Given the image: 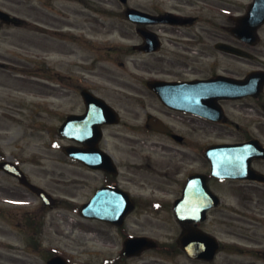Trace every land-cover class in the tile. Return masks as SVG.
Listing matches in <instances>:
<instances>
[{
  "label": "rangeland",
  "instance_id": "374dc122",
  "mask_svg": "<svg viewBox=\"0 0 264 264\" xmlns=\"http://www.w3.org/2000/svg\"><path fill=\"white\" fill-rule=\"evenodd\" d=\"M203 1L207 0H128V3L154 13L180 10L188 14L200 10L204 17H210L211 11L201 9L206 6ZM250 1L235 0V6L228 7L235 8L237 15L246 11L245 6ZM0 7L10 9L26 20L22 26H5L0 36V157L16 159L33 182L61 198L59 206L48 208L46 214H36L37 199L32 195L28 197L32 196L28 201L34 213L32 216L41 217L43 222L37 239L41 252L24 240L14 223L11 225L14 227L13 236H8V231L3 235L2 229L10 230L11 222L0 217V264H45L42 254L46 250L47 257L58 250L71 255L78 264L98 263L107 255L104 244L95 240L92 223L68 207L69 199L86 200L91 194L93 188L89 175L66 162L65 155L56 149L54 128L60 120L59 115L79 106L75 99L67 98L68 93L75 96L71 87L87 83L90 78L98 83L99 79L92 73L107 76L105 67L120 75L118 66L126 57L122 53L116 57L104 52L108 46H115L118 42L136 41L135 37L128 39L133 35L134 23L125 17V6L120 0H0ZM198 24L205 23L201 21ZM260 36L261 41L255 50L257 60L255 63L235 60V75H242L255 64L264 66V26L260 29ZM127 58L142 57L130 55ZM61 89H64L62 95L65 96L58 103ZM100 89L112 99L117 95ZM247 104L255 108H245ZM263 116L252 99L235 101V121L242 128L256 123L254 119L264 121ZM112 131L127 137L138 136L125 127ZM76 176L80 180L85 177L83 185L78 184ZM13 186L17 188L20 185L0 170L1 194L8 196L2 187L7 190ZM232 188V185L228 186L224 198L233 205ZM248 196L256 201L252 205L255 210L251 213L246 211L247 204L239 206L245 212L244 216H238L233 208L213 213L214 224H209L207 229L220 238L223 249L215 261L206 264H264V259L256 254L264 249V194L258 190L249 192ZM167 217L162 213L157 217L156 225L142 228L166 240L176 232V225ZM118 241L115 236L113 243ZM155 253L146 254L131 264H181L186 261L180 257L176 262L168 261Z\"/></svg>",
  "mask_w": 264,
  "mask_h": 264
},
{
  "label": "flooded vegetation",
  "instance_id": "af4514ba",
  "mask_svg": "<svg viewBox=\"0 0 264 264\" xmlns=\"http://www.w3.org/2000/svg\"><path fill=\"white\" fill-rule=\"evenodd\" d=\"M197 12L193 15L178 13L183 17L193 19L188 24H143L132 27L133 35L129 38L136 37L138 41L126 50L129 53L133 50L142 58L132 61L133 71H130L126 64L124 77L109 78L117 84L119 89L114 99L109 95L108 97L120 109L121 119L116 125L102 124L101 136L98 140L99 150L113 157L117 170L115 167L113 170L88 167L79 160L75 161L91 172L88 176L91 189L93 188L90 198L99 188L108 187L110 190L118 191L113 192L115 199L127 200L128 198L132 202V209L126 214L121 225L96 219L91 220L95 240L107 244L108 248L107 257L102 263L96 264H131L152 250L172 261H175L177 252L187 257L177 243L182 227L175 218L174 205L176 200L182 196L186 183L194 174L204 175L210 188L220 195L225 190L224 184L231 183L233 186L231 193L235 203L247 204L249 210L255 209L252 205L256 201L249 197L248 193H256L260 190L264 194V185L262 186L260 182L222 180L211 175V162L208 158L210 146L225 143L235 146L237 142H245L254 138L264 144V122L258 123L257 126L252 123L243 128L235 122V101L252 99L257 108L264 112V100L262 99L264 98V86L257 96L248 95L235 99V91L234 96L224 97L219 95L220 91L215 90L212 85L200 82V80L221 76L223 79L217 83L220 87L224 83V78L235 79V57L237 61L255 63L256 56L253 54L254 56L250 59L243 58L221 48V45L238 46L244 49L248 47L247 43L235 38L233 31L235 14L214 10L210 17H204L201 14L202 11L197 10ZM200 21L205 24L196 25ZM140 30L157 33L161 39V47L152 52L140 48L139 46L145 42ZM255 69L254 66L241 77ZM157 82L170 84V89L153 88ZM89 87L92 88V86ZM80 92L81 90L77 91V94L79 95ZM95 93L98 96H104L111 103L103 92L98 90ZM161 93L171 97L170 105L163 100ZM62 94V91L59 92V99L63 97ZM75 100L79 103L78 108L71 110L65 117L62 113L60 125L71 113L79 116L78 119L86 114L85 101L81 97L79 101V96H76ZM245 108L254 109L255 106L247 104ZM154 119L161 126L152 121ZM120 125L132 130L138 136L127 137L125 134L112 133L111 127ZM155 125L161 127L163 131L155 130L157 129ZM61 139L66 144L76 147L86 146L77 138L69 140L61 137ZM99 150L96 152H100L99 155L103 158ZM252 165L264 173V159H255ZM84 180L83 176L78 184L83 185ZM199 182L201 184V181ZM235 185L239 187L238 190H235ZM201 187L198 186L199 190ZM2 188L15 201H25L31 194V190L27 188L26 190L21 187L7 190L5 187ZM261 197L262 195L258 199L261 200ZM192 198L194 204L199 200L197 195ZM199 203H202V200ZM203 203H205L204 198ZM121 206L124 205L121 204ZM14 207L9 212L5 211L6 217L12 221L22 218L24 229L30 228L31 211L20 206ZM41 208L45 209V206ZM162 213L167 215L169 220L175 221L178 226L176 232L166 240L142 228L145 225H156L157 217ZM205 223L207 222L195 223V225L201 227ZM2 230L7 232L5 229ZM115 236L119 240L117 243H113ZM132 236L154 238L158 245L154 249L144 250L139 256L126 257L122 249L125 240ZM188 260L187 264H192L191 259L188 258ZM194 263L202 264L199 261H194Z\"/></svg>",
  "mask_w": 264,
  "mask_h": 264
},
{
  "label": "water",
  "instance_id": "95a60500",
  "mask_svg": "<svg viewBox=\"0 0 264 264\" xmlns=\"http://www.w3.org/2000/svg\"><path fill=\"white\" fill-rule=\"evenodd\" d=\"M125 1V0H123ZM127 15L130 19L135 20V21H142V22H156L158 20H164L167 19V16H163V17H156V16H152L150 14L147 13H143L139 10L136 9H128L127 10ZM264 22V0H255L254 3L251 4L250 6V10L249 13L244 16L241 17L239 19V24L237 27H235V34L239 35L247 40H250L252 42H254L255 40H253V37H256V29L258 28L259 25H261ZM235 53L236 54H246V52L240 50V49H236L235 48ZM252 78H250L251 80ZM264 80V77H263ZM251 87V86H249ZM237 89V86H235V90ZM21 176V175H20ZM230 176V175H228ZM34 189L39 192L43 198L45 200H47V203L52 204L53 200H51V198L49 197L48 194H46L45 192H43L41 189L34 187ZM83 213L85 215H89V206L86 205V207L83 209ZM190 233L193 234H189V235H185L182 237L181 242L183 244V246H185V248L187 250H189V243L190 242H195V237L194 235L197 233L194 229H192L190 231ZM196 236V235H195ZM207 241H208V248L206 250V252L204 251L203 253L201 252V250H197V253H202L199 256H202L203 258H207L208 260L213 259V257L215 256V253L218 249V243L217 241L211 237V236H207ZM49 264H66L64 261H60L59 259H53L49 262Z\"/></svg>",
  "mask_w": 264,
  "mask_h": 264
}]
</instances>
